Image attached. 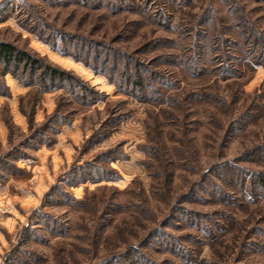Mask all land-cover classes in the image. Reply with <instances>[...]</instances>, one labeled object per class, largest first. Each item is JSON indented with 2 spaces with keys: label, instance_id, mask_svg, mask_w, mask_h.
Here are the masks:
<instances>
[{
  "label": "rangeland",
  "instance_id": "obj_1",
  "mask_svg": "<svg viewBox=\"0 0 264 264\" xmlns=\"http://www.w3.org/2000/svg\"><path fill=\"white\" fill-rule=\"evenodd\" d=\"M33 29L138 62L157 93ZM0 41L100 95L0 76V264H264V0H0ZM90 164L110 180L71 184Z\"/></svg>",
  "mask_w": 264,
  "mask_h": 264
},
{
  "label": "trees",
  "instance_id": "obj_2",
  "mask_svg": "<svg viewBox=\"0 0 264 264\" xmlns=\"http://www.w3.org/2000/svg\"><path fill=\"white\" fill-rule=\"evenodd\" d=\"M33 31L35 30L33 29ZM35 33H37L53 51L61 55L72 56L77 61H82L96 74L106 76L111 82L117 85V81L113 78L114 76L109 75V71L107 72L104 70L111 65L110 72H114V69L117 70L118 73L115 76L119 75L120 79H123L126 92L133 97L135 96L142 100H149L150 96L153 97L154 93H157L153 91L152 82L148 78L149 75L147 76L148 72L151 73V71H145L144 69L146 68H142V65L138 62H129V64L126 62L125 64H122L121 61H118V59L113 54L108 52L101 44L89 42L87 43L88 45L80 46L79 44L74 43V39L76 38L71 40L68 35L61 34L60 37H55L50 34L54 37L53 39H50V36H47V34L44 35V33H41V30L35 31ZM66 37L68 38L65 39ZM56 38H63L62 42H64L65 45H70V48L63 47L64 45L62 46L57 42H54L53 40ZM76 52H79V54ZM0 68V76L3 78L7 75H11L23 86L35 87L41 92H55L63 90L69 94V100L71 102L81 106L93 105L100 99L99 93L96 92L89 83H85L74 73L52 65L51 63L43 60L42 57H39L30 51L20 49L10 42L0 41ZM117 86L120 89V86ZM65 120V117H58L56 114L53 116L51 122L55 124L54 128H57L62 125L69 124L70 121ZM107 162H110V160H107ZM78 169L82 171L80 175L81 177L77 176L76 178L72 176L71 184L73 185H76L78 182H86L88 180L92 182L110 180L108 177H91V174H93L92 172L97 171L95 174H100L101 171H103L98 169L97 165H84L82 167H78ZM257 176L259 182L264 185V173H259Z\"/></svg>",
  "mask_w": 264,
  "mask_h": 264
}]
</instances>
